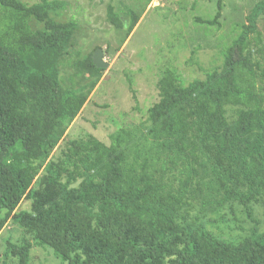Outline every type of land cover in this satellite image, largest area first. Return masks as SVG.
<instances>
[{
    "label": "trees",
    "instance_id": "trees-1",
    "mask_svg": "<svg viewBox=\"0 0 264 264\" xmlns=\"http://www.w3.org/2000/svg\"><path fill=\"white\" fill-rule=\"evenodd\" d=\"M55 8L0 0V233L11 222L25 234L4 257L29 264L38 247L63 264H264L251 208L264 196V68L251 49L264 0L218 68L189 83L166 69L145 122L108 146L67 137L92 89L77 79L104 69L88 57L63 79L77 24L52 20ZM221 15L218 3L212 20L196 21L215 26ZM234 206L254 222L249 236L205 228L209 214Z\"/></svg>",
    "mask_w": 264,
    "mask_h": 264
},
{
    "label": "rangeland",
    "instance_id": "rangeland-1",
    "mask_svg": "<svg viewBox=\"0 0 264 264\" xmlns=\"http://www.w3.org/2000/svg\"><path fill=\"white\" fill-rule=\"evenodd\" d=\"M47 1L56 4L50 14L52 20L77 24L61 71L63 79L75 74L80 64L99 51L108 65L97 80L88 75L77 79L90 83L92 89L67 137L77 140L91 135L108 146L111 134L145 122L147 110L159 101L157 82L166 69L176 71L183 82L189 83L203 80L205 72L218 68L224 48L263 0ZM22 2L31 6L41 0ZM218 3L222 14L218 25L197 23V18L212 20ZM110 14L120 20L121 28L111 22ZM133 21L138 23L129 35L127 28ZM257 31L259 38L251 40V49L264 68V15L258 20ZM29 207V201L24 200L18 211ZM251 208L257 230L263 233L264 196ZM202 221L214 236L235 242L249 236L255 226L239 206L226 208L219 215L209 214ZM24 236L11 222L4 227L0 233V264H15V259L4 255L9 244H19ZM29 264L63 263L49 249L33 247Z\"/></svg>",
    "mask_w": 264,
    "mask_h": 264
},
{
    "label": "water",
    "instance_id": "water-1",
    "mask_svg": "<svg viewBox=\"0 0 264 264\" xmlns=\"http://www.w3.org/2000/svg\"><path fill=\"white\" fill-rule=\"evenodd\" d=\"M93 64L95 65L96 68H100V69H106L108 67V65L102 61L100 51L98 52V54H95L93 56Z\"/></svg>",
    "mask_w": 264,
    "mask_h": 264
},
{
    "label": "bare ground",
    "instance_id": "bare-ground-1",
    "mask_svg": "<svg viewBox=\"0 0 264 264\" xmlns=\"http://www.w3.org/2000/svg\"><path fill=\"white\" fill-rule=\"evenodd\" d=\"M211 22H212V21H211ZM213 23H214V22H213ZM115 133H116V132H115ZM115 133H114V134H115Z\"/></svg>",
    "mask_w": 264,
    "mask_h": 264
},
{
    "label": "crops",
    "instance_id": "crops-1",
    "mask_svg": "<svg viewBox=\"0 0 264 264\" xmlns=\"http://www.w3.org/2000/svg\"><path fill=\"white\" fill-rule=\"evenodd\" d=\"M153 3V2H152Z\"/></svg>",
    "mask_w": 264,
    "mask_h": 264
}]
</instances>
